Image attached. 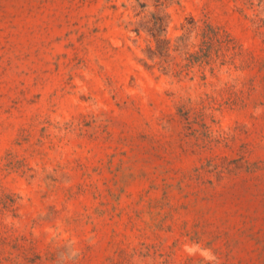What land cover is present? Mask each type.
I'll return each mask as SVG.
<instances>
[{
    "label": "rangeland",
    "instance_id": "rangeland-1",
    "mask_svg": "<svg viewBox=\"0 0 264 264\" xmlns=\"http://www.w3.org/2000/svg\"><path fill=\"white\" fill-rule=\"evenodd\" d=\"M0 264H264V0H0Z\"/></svg>",
    "mask_w": 264,
    "mask_h": 264
}]
</instances>
